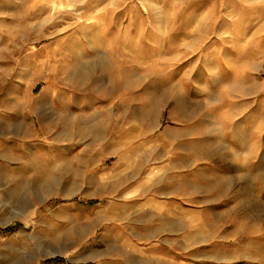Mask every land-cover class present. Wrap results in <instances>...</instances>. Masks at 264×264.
I'll return each mask as SVG.
<instances>
[{
	"label": "rangeland",
	"instance_id": "374dc122",
	"mask_svg": "<svg viewBox=\"0 0 264 264\" xmlns=\"http://www.w3.org/2000/svg\"><path fill=\"white\" fill-rule=\"evenodd\" d=\"M2 122L0 264H97L121 154L191 177L223 263L264 264V0H0Z\"/></svg>",
	"mask_w": 264,
	"mask_h": 264
},
{
	"label": "crops",
	"instance_id": "0c3cea01",
	"mask_svg": "<svg viewBox=\"0 0 264 264\" xmlns=\"http://www.w3.org/2000/svg\"><path fill=\"white\" fill-rule=\"evenodd\" d=\"M9 126L2 122L0 130ZM1 142L0 137V147ZM168 174V168L152 163L144 166L136 159H124L122 154L110 172H100L105 185L112 177L121 180L120 195L128 204L129 212L109 231L112 242L108 241L104 248L96 247L100 257L97 264H224V252L216 249L223 241L217 238L209 242L208 231H204L207 221L193 215L208 208L207 190L203 191L200 186L201 191H193L191 177L172 182L171 177L166 179ZM6 175L10 174L0 169V176ZM8 227L0 233L15 232H9ZM54 258L57 260L46 263ZM63 262L62 256L48 255L43 261L46 264Z\"/></svg>",
	"mask_w": 264,
	"mask_h": 264
},
{
	"label": "trees",
	"instance_id": "16d2710c",
	"mask_svg": "<svg viewBox=\"0 0 264 264\" xmlns=\"http://www.w3.org/2000/svg\"><path fill=\"white\" fill-rule=\"evenodd\" d=\"M93 202H94V201H93ZM93 202H90V203H93ZM7 230H8L9 232H14V231H15V227L9 226ZM51 260H57V258L50 259V260L46 261V263L51 262Z\"/></svg>",
	"mask_w": 264,
	"mask_h": 264
}]
</instances>
